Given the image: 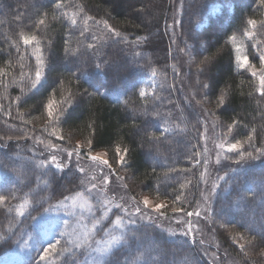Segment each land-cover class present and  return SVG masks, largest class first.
<instances>
[{
    "label": "trees",
    "instance_id": "16d2710c",
    "mask_svg": "<svg viewBox=\"0 0 264 264\" xmlns=\"http://www.w3.org/2000/svg\"><path fill=\"white\" fill-rule=\"evenodd\" d=\"M171 1L67 0V8L57 10L52 0H0V70L4 73L0 74V195L6 197L0 201V258L17 246L23 224L30 222L31 227L35 213L44 212L41 208L45 203L40 202L47 195L52 201L47 206L53 200H65L79 182L75 162L65 161L68 153L58 151L60 157L53 162V150L46 145L73 150L77 141L87 145L91 139L92 150L108 153L117 174L135 197L142 192L171 205L174 195H181L174 206L186 211L202 201L205 190L206 178L201 175L204 166L196 165L193 157L205 158L201 146L209 116L218 117L226 127L238 121L230 141H244L255 129L252 144L264 148V96L258 91L259 77L252 75L251 68H240L235 60L240 46L255 66H261L264 5L259 0H182L178 44L169 48L175 38L170 40L164 28ZM216 4L222 9L214 14ZM80 6L83 13L76 15L77 24L71 26L69 17L78 13ZM65 11L68 17L61 15ZM84 16L94 17L99 23L89 20L85 25ZM40 19L45 23L37 28ZM250 19L257 21L255 28L248 24ZM103 21L120 36L111 34ZM21 33L36 35L41 44L24 45ZM88 44L95 48H87ZM128 44L136 46L134 53ZM184 48L189 49V63L188 56L180 52ZM119 51L122 55L133 53L131 67L121 59L111 60L110 54ZM41 53L43 76L32 87L36 58ZM205 56L211 63L201 65L204 71H198ZM71 61L78 63L69 65ZM142 91L144 96L140 95ZM69 92L71 103L61 105L63 115L52 135V126L45 130V105L50 98L59 102ZM222 94L225 104L218 107L217 98ZM176 100L180 101L177 106ZM61 135L63 140L58 138ZM35 139L40 153L50 150V154H44L49 161L44 165L45 172L39 171L37 161L22 158L18 152L28 142L35 145ZM117 146L128 149L123 166L117 163ZM244 150L252 152L253 148L245 143ZM10 155L17 158L8 159ZM237 159V153H227L217 171L216 180L228 175L217 182V193L207 202L211 208L208 226L221 253L244 264H264V157L239 165ZM22 161L30 162V172H26L32 173L30 180L23 181L25 176L16 170ZM170 211L171 207L168 215ZM168 215L156 218L170 222ZM133 231L138 241L131 247L115 248L108 264H123L125 259L130 264H207L203 248L191 245L190 236H171L148 220L133 226ZM236 233L245 236L240 241L245 243L244 251L233 242ZM206 234L199 231L196 240L206 241ZM145 236L151 245L142 243ZM67 246L61 240L56 252L50 251L46 259L31 256L22 264H78L83 249L68 251Z\"/></svg>",
    "mask_w": 264,
    "mask_h": 264
},
{
    "label": "rangeland",
    "instance_id": "374dc122",
    "mask_svg": "<svg viewBox=\"0 0 264 264\" xmlns=\"http://www.w3.org/2000/svg\"><path fill=\"white\" fill-rule=\"evenodd\" d=\"M131 2V1H130ZM129 2V3H130ZM174 2V5H172ZM231 6V5H230ZM222 9V6L220 4L214 5L212 8V13L216 14ZM182 12V0H172L170 3V13L167 17L166 27L164 28V33H166L168 38L171 40L172 38H175L174 41L169 42V48L173 44H178V37L180 36L179 28H180V17ZM202 25H200L201 27ZM153 35H156V31L152 32ZM175 35V36H172ZM255 41V40H254ZM165 42H168L165 38ZM256 43V42H255ZM130 51H133V53L136 51V46L134 48L133 45L128 44ZM119 48L121 47L118 45ZM127 46V45H123ZM173 47V46H172ZM239 55L244 56L246 55L242 47H240ZM38 49V48H37ZM125 52L124 55L119 51L117 52V55L110 54L111 60L114 61H122L123 64L126 63L129 67H131V58L133 53L131 52ZM115 52V51H114ZM180 52L188 56L186 62L189 63V49H180ZM37 53V52H36ZM249 58V57H248ZM250 65H254L252 61L249 59ZM78 61H71L69 65L77 64ZM66 64V62L64 63ZM44 65V64H43ZM261 68L262 66H255L254 70L257 72L258 77L261 74ZM171 74H174L173 67H170ZM252 70V69H251ZM187 94V91H186ZM180 101L176 100V106L178 105ZM206 128L203 134L202 139V146H201V154L205 155L204 159L209 160L208 164V171L205 175V190L204 194L206 195L207 192L212 187L213 183H217L218 180H216L217 171L220 167V165L225 162L226 154H230V152H226L224 150L218 149L215 146L220 143H233L234 141H230V133H228V127L225 125L223 126L220 122V119L218 117L209 116L207 118V121L205 122ZM207 129V131H206ZM226 134V135H225ZM29 143V142H28ZM26 143V144H28ZM35 145H24L21 146V150L18 149L19 154L22 156V158L27 157V159H34L36 162V165L38 164V169L40 172H45V163L48 161L46 158H44V154H50L48 153L50 150L39 152L38 147L40 144L39 142L34 140ZM77 144L81 145V152L77 155H72L71 157L66 156L67 162L69 163V160H72L75 162V165L77 166L78 171V179L79 182H77L74 192H71L69 194L68 200H53V203L47 206L48 203L52 202L49 198V195H47L46 199H43L40 203L44 201V205L41 208H45L44 212L38 211L35 213V216L33 217L31 227L30 222H25L22 227V235L21 239L19 240L17 246L12 249L11 251L7 252L0 258V264H22V262L25 261V259L29 257H33L36 260L40 259V256L43 254V249L47 247L49 242H55L56 240H64L65 245L68 244L66 247L67 249H70L71 251L75 250L73 248V244L75 242H78V238L82 237V234L91 228L92 222H94L93 216L88 211V204H91L93 206V211L95 212L96 217H99L101 212L103 211L102 208H100V204L105 200H109L111 203L109 207H112V205L115 204H122L127 203V206L130 211L133 210V205L135 201L131 200V197H135L129 187L127 186V182L123 179H119V177H122L117 174L116 168L113 165L110 157L108 156V153L105 150H92V154H101L103 159H106L111 164V169H109L107 166L102 165L99 161H93L88 158L87 152V145H84L80 141H77ZM49 148H51L53 151L50 155H55L56 158L60 157L58 154V151H63L65 153L73 151L72 148L69 149L63 145H55V148L50 147V145H46ZM205 148H207V151H205ZM56 151L57 153H54ZM220 153V163L216 164V153ZM16 154V153H15ZM148 154H152L151 152H148ZM35 156V157H34ZM8 159L17 158V155H10L7 156ZM64 158V157H63ZM45 159V160H44ZM47 160V161H46ZM29 162V161H27ZM27 162H20L16 170L21 173L24 177L22 180L27 181L30 180L28 177L32 175H28L29 166ZM49 162V161H48ZM30 163V162H29ZM228 163V162H227ZM204 166V165H203ZM80 168H83L85 171L81 173L79 171ZM114 170V171H113ZM204 170V167H203ZM40 174L38 176L34 177L36 180H38ZM80 176V178H79ZM104 176H107L109 178V183L103 184L102 179ZM93 177H95V180H93ZM2 180V174L0 173V181ZM42 180V179H41ZM40 180V184H42V181ZM21 181V183H23ZM90 182H94L98 185V188L94 190L93 192L89 193L86 189L90 187ZM79 183V184H78ZM127 186L126 188L124 186ZM42 186V185H41ZM39 185V187H41ZM38 187V188H39ZM116 190L112 192L113 190ZM40 190V188H39ZM112 190V191H111ZM78 193H82V195H78ZM147 196L149 200L154 205L155 203L163 202L167 204L164 200H157L156 198L150 196L149 194L140 193L139 196H136L137 201H142L143 198ZM211 198V197H210ZM39 202V201H38ZM209 202V201H208ZM39 203V204H40ZM142 209L144 208L143 204L141 203L139 205ZM197 207L201 209V217H191V220L194 224V226H198L200 229V232H204L205 234L207 231H209V234H206V241H204L203 245H200L197 241V246H201L203 248V259L207 264H244L242 261H240L238 258L231 256L230 254L225 255L219 251V247L213 243V237L212 232L208 226V220H209V214H211V208L209 207L208 203H205L202 197V201L196 205V207L190 211L195 210ZM116 208H112V212L109 213L110 219H115L114 211ZM146 214H151L153 216L152 222H155V224L159 225L162 230L168 231V233L171 236L180 237V233L182 230L179 228H184L183 225H178L176 223V220L178 219H184L187 220L188 218L184 216L183 214H173L172 211L168 212L169 217L172 219V221H167L165 219H158L156 218L157 214L151 211V206L147 209H144ZM113 214V215H112ZM120 214V210L116 213ZM164 218V217H161ZM208 219V220H207ZM157 220H160V222H157ZM146 220H138L137 224H142ZM109 223V220H106L104 222L105 226H107ZM179 230V231H178ZM60 233H64L63 237L60 236ZM175 233V235H173ZM98 235L95 236L96 239H101L102 234L97 233ZM145 235V234H144ZM210 238V239H209ZM143 244H150V239L146 236L142 241ZM59 245V244H58ZM57 245V246H58ZM206 246V247H203ZM208 247V248H207ZM81 251L84 252L81 260L78 264H93V258L95 256L94 253H90L89 250H86L84 248ZM79 249V250H80ZM115 249V248H114ZM113 249V250H114ZM112 250V251H113ZM51 251V250H50ZM69 251V250H68ZM111 251V252H112ZM52 252V251H51ZM111 254V253H110ZM109 254V255H110ZM109 255L106 257L108 259ZM215 257V259H213ZM178 261L175 260V263ZM181 262V261H179Z\"/></svg>",
    "mask_w": 264,
    "mask_h": 264
},
{
    "label": "snow or ice",
    "instance_id": "6c2138e0",
    "mask_svg": "<svg viewBox=\"0 0 264 264\" xmlns=\"http://www.w3.org/2000/svg\"><path fill=\"white\" fill-rule=\"evenodd\" d=\"M260 4L264 5V0H259ZM52 6L54 9L60 10V9H65L67 8V0H52ZM83 13V6H80L79 12L78 13H73L69 19H70V24L71 26H75L77 24L76 20V15ZM45 16L47 13L44 14ZM62 16L68 17L69 14L65 11L61 13ZM84 24L87 25L88 21L91 20L94 23H99V21H96L94 17L91 16H84ZM45 23L44 19H40L37 23V28H39L40 25H43ZM105 27L108 29V31L111 34H114L116 36H120V33L113 28L111 25L108 24L107 21H103ZM248 24L251 25L253 28L256 27L257 21L250 19L248 21ZM262 26H264V22H262ZM84 31H87V28L85 27ZM81 35H84V32H81ZM249 36L252 35L251 32L248 33ZM20 39L23 41L24 45H31L35 43L37 46L41 44V40L36 36V35H24L23 33L20 34ZM95 39V37H93ZM67 43V41H65ZM87 48H95L94 44H88ZM39 50V49H38ZM17 51L19 49L17 48ZM67 51V49H66ZM75 51V50H73ZM237 55L235 57V60L239 62V67L242 69H252V75L257 76V72L254 70V65H250L249 58L248 56L244 55L241 56L239 55L240 48L237 46ZM139 55V53H137ZM37 66L35 69L34 73V79L32 80V87H36L37 84L40 83L41 78L43 76V72L41 71V66L44 64V60L42 58V53L41 55L37 56ZM259 61L261 63V74L259 76V82H260V87L258 91H260L261 95L264 96V52L259 54ZM211 63V58L208 56H205L201 61L200 65H198V71L203 72L204 68L201 67V65H207ZM21 69H23L24 65H20ZM97 68H100V65H97ZM0 74H4L2 70H0ZM23 76V73H22ZM203 87L207 88L209 87L208 84H204ZM71 92L68 93L67 96H64L61 98V100L58 102L55 99H49L47 101V104L45 105L46 110H47V117L48 120L46 121L45 124V130L49 126H52L53 131L52 135L56 134V128L55 125L60 122L61 116L63 115L61 105L64 104H70L71 103ZM141 96H144L145 93L142 91L140 93ZM218 99V107L223 106L225 104V98L224 95L222 94ZM59 113V115L57 114ZM238 121H233L231 125L228 126V133L232 132L233 127L237 126ZM207 131V129H206ZM254 133L255 129H252V132H250L246 139L244 141L242 140H235L233 143H220L217 144L215 147L221 150H224L226 152H235L237 153L239 159L236 160V164L239 165L241 161L248 160V159H258L260 157H264V148H256L253 144L252 141L254 139ZM226 135V134H225ZM60 140H63L64 137L61 135L58 137ZM43 141H41L42 143ZM247 143L249 147L253 148L252 152L245 151L244 150V144ZM50 147L55 148V145H50ZM92 148H93V141L91 139L87 140V152L86 154L88 155V158L93 160V161H99L102 165L107 166L109 169H111V164L109 163L108 160L103 159L101 154H92ZM205 151H207V148H205ZM81 152V145H76V147L73 149V151L68 152V156L71 157L72 155H79ZM123 152V154H121ZM128 153V149H123L121 150L119 146L116 148V155L118 157L117 163L123 166L126 163V156ZM254 153L256 155H254ZM194 159V163L196 165H204V171L201 173V175H205L208 171V164L209 160L208 159ZM51 160L53 162L56 161V156L52 155ZM216 164L220 163V153H216ZM56 167H61V165L57 164ZM79 171L83 173L85 170L83 168H80ZM114 171V170H113ZM228 173H225L222 176H218L217 180L218 181H224L227 177ZM119 179H123V177H119ZM93 180H95V177H93ZM103 184L109 183V178L107 176H104L102 179ZM190 183V181H188ZM125 188L127 187L126 185L124 186ZM98 188V185L94 182H90V187L87 188L86 190L91 193L94 190ZM180 188H184V184L180 185ZM219 188L218 183H213L212 187L210 190L207 192V194H202L203 200L205 203L208 202L210 197L214 196L217 193V189ZM78 195H82V193H78ZM6 199L5 196L0 195V201H4ZM69 197H65V200H68ZM132 201H135L133 205V210L130 211L127 203H122V204H115L112 205V207H109L110 201L105 199L101 204L100 208L103 209L99 217H96L95 212L93 211V206L91 204H88V211L89 213L93 216L94 222H92V226L90 229L85 231L82 234L81 238H78V242H75L73 244L74 249H80L84 248L86 250H89L90 253H94L95 256L93 258V264H108V261L106 257L111 253V251L114 248L122 247V246H129L131 247L133 241H138V238L135 236V232L133 231V226H135L138 222V220H148L152 221L153 216L149 213L146 214L144 209H147L151 206V211L156 213L158 217H166L167 216V209L171 207V211L173 214H183L186 216L188 219H178L176 220V223L178 225H183V231L180 233L181 236L183 237H191V245H196L197 240H196V233L200 231L198 226H194L191 217H201V209L197 207L193 211H186L185 208L183 207H175L174 205L177 204L178 202L181 201V195H174V198L172 200L171 205L165 204L163 202L160 203H155L154 205L152 202L149 200L147 196L143 198L142 201H137L135 197H131ZM143 204L144 208L142 209L139 205ZM116 208L120 210V214L115 215V219H110L109 213L112 212V208ZM106 220H109V223L107 226H105L104 222ZM97 233H101V239H96L95 236ZM64 233H60V236L63 237ZM175 235V233H173ZM233 242L238 244V247L240 248L241 251H244L245 249V243H241L240 241L245 240V236L242 233H236L235 236L232 237ZM187 243V241H186ZM60 244V240H56L55 242H49L47 247L43 249V254L40 256L41 260L46 259L47 255L49 254L50 250L52 252H56L57 245ZM199 244L203 245L204 240L200 239ZM71 251V250H69ZM59 254V253H57ZM215 259V257H213ZM116 264H121L120 261H117ZM123 264H130V262L125 259L123 261ZM133 264H139L138 261L133 262ZM188 264H192V262H188Z\"/></svg>",
    "mask_w": 264,
    "mask_h": 264
}]
</instances>
